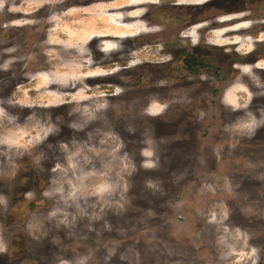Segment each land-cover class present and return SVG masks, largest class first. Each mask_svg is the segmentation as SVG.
Listing matches in <instances>:
<instances>
[{"label": "rangeland", "instance_id": "374dc122", "mask_svg": "<svg viewBox=\"0 0 264 264\" xmlns=\"http://www.w3.org/2000/svg\"><path fill=\"white\" fill-rule=\"evenodd\" d=\"M263 3L0 0V264H264Z\"/></svg>", "mask_w": 264, "mask_h": 264}, {"label": "flooded vegetation", "instance_id": "af4514ba", "mask_svg": "<svg viewBox=\"0 0 264 264\" xmlns=\"http://www.w3.org/2000/svg\"><path fill=\"white\" fill-rule=\"evenodd\" d=\"M262 5L263 6H262L261 13L264 14V3ZM241 9H243V8H241ZM238 10H240V9H238ZM218 14H220V13H218ZM230 14H233V13H230ZM216 16H219V15H216ZM262 18L264 20V17H262ZM193 51L194 52H190V51L184 50V51L181 52V55H180L181 57H183V59L181 61H182L183 65L185 66V68L188 71L192 72L195 68L206 67V65L214 64V62H213L214 60L212 58H216V57H214L215 55H211V54H208V53H204V54L203 53H198V51H201L198 48H195V50H193ZM209 55H211V56H209ZM216 65H217L216 67L219 68L220 65H219L218 62H217ZM212 70H214V69H212ZM220 72H222V71H218L217 73H220ZM217 73H214L215 76L216 77L218 76L219 78H222ZM215 91H216V89H214L212 91V94H214Z\"/></svg>", "mask_w": 264, "mask_h": 264}]
</instances>
